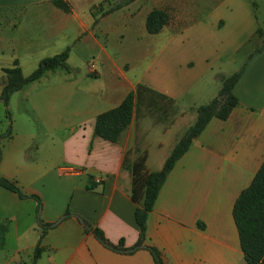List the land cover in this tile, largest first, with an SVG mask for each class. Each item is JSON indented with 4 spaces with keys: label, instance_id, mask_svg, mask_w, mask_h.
<instances>
[{
    "label": "crops",
    "instance_id": "crops-1",
    "mask_svg": "<svg viewBox=\"0 0 264 264\" xmlns=\"http://www.w3.org/2000/svg\"><path fill=\"white\" fill-rule=\"evenodd\" d=\"M53 1L0 0V92L4 69L16 62L24 77L68 47L80 62L69 55L68 70L45 72L30 83L33 93L23 87L7 108L0 102V122L21 98L26 121L32 113L41 128L37 136L11 133L1 144L0 177L38 196L41 207L38 212L35 199L0 187V264H155L145 248L131 251L139 241L131 167L145 156L146 171H160L195 123L197 108L242 67L233 89L237 106L227 120L211 119L175 164L148 215L143 245L157 249L164 264H247L232 210L264 161V48L257 52L264 0H135L96 24L98 5L105 11L125 0H64L69 13ZM153 10L169 21L152 35L145 24ZM113 36L135 41L129 53L143 58L142 67L133 71L129 57L122 64L112 57L107 47ZM87 55L109 65L107 81L99 83ZM43 82L47 87L40 89ZM129 93L132 119L119 141L94 136L96 117ZM90 173L101 180L94 189L88 188ZM39 220L50 226L44 234ZM83 222L117 250L86 232Z\"/></svg>",
    "mask_w": 264,
    "mask_h": 264
},
{
    "label": "trees",
    "instance_id": "trees-1",
    "mask_svg": "<svg viewBox=\"0 0 264 264\" xmlns=\"http://www.w3.org/2000/svg\"><path fill=\"white\" fill-rule=\"evenodd\" d=\"M135 0H125L124 3L103 10L100 4L92 13L94 24L98 22L100 17L107 16ZM107 2V0L105 1ZM53 4L65 13L71 12L70 5L64 0H55ZM99 13V17L97 16ZM169 16L159 10H153L146 19V30L149 34H157L168 23ZM259 34V32H258ZM262 48L257 52H260ZM69 48L62 53L51 57L44 58L38 64L36 70L28 77L22 75L21 68L18 63H14L13 67L4 69L5 79L0 92V102L7 105L10 96L21 90L26 84L38 80L47 71H53L58 68L68 70L66 61L69 56ZM244 67L240 71L229 77L222 78V87L215 98L208 104L197 108V119L193 126L182 136L173 148L172 152L166 159L162 169L157 172H147L145 168V156H140L131 167L132 175V193L131 199L136 204L134 210V218L139 229V241L132 248L135 251L139 248H145L149 251L155 264H164L160 252L150 246L143 245L146 238V221L150 212H152L158 194L164 185L169 173L180 158L189 150L192 142L205 129L211 119L216 118L222 121L228 119L232 110L237 106L238 100L233 93L234 86L240 79ZM134 94L129 93L124 100L115 108L99 114L95 119L94 136L110 143H117L121 135L128 128L133 114ZM9 118V114H7ZM11 135L8 131L7 137ZM88 188L94 189L97 185L93 183L94 174L90 173ZM0 187L17 194L20 198H33L38 203V212L41 207V200L36 195L24 194L15 181H10L0 177ZM71 215L68 209L64 218ZM232 216L238 232L239 244L244 259L247 264H264V161L254 176L251 184L244 189L236 199ZM86 232H91L96 239L105 247L111 248L107 243L103 233L96 227L83 222ZM39 225L44 232L50 227L43 225L39 220ZM203 229L204 226L198 223ZM3 228H0V244H2ZM123 241H120V245ZM117 250L116 248H111ZM40 253L39 247H36L34 253V261Z\"/></svg>",
    "mask_w": 264,
    "mask_h": 264
},
{
    "label": "rangeland",
    "instance_id": "rangeland-1",
    "mask_svg": "<svg viewBox=\"0 0 264 264\" xmlns=\"http://www.w3.org/2000/svg\"><path fill=\"white\" fill-rule=\"evenodd\" d=\"M261 9L263 10V18H264V4L261 5ZM97 16L98 17L100 16L99 13H97ZM110 36H111V33H109V37ZM108 40H109V46L107 47V49L110 52V54H112V57L115 58V60L118 63H121L122 60H125L126 57L128 59V57H129L128 63L133 67V71L137 70L143 66V58L142 57H139V55H135V54L130 55V53H129V49H131V51L133 50V47L135 44L134 40L128 39L127 37H125V39H121L119 36L118 37L113 36L112 41L110 39H108ZM104 42H106V40H104ZM253 43H258V41H254ZM263 43H264V35L262 37V44ZM116 44L118 45V49L115 48V46H117ZM111 46H113V47L111 48ZM249 46H250V44H248V47ZM68 48L70 49L69 55H71V61L73 63L79 64L80 62L78 60L77 53L75 51H73V49H71V47H68ZM125 55H127V56H125ZM242 57H243V55L241 53L236 57V59L240 60V59H242ZM85 60H86V63H89V65H88L89 67L91 65H94L95 68L97 69V72L100 74V78H99L100 82L99 83H103V82L107 81V79L109 78V76H108L109 72H107V67H109V65L107 66L105 61H104V65H102L103 63L101 62V60H100V62L98 61V58L96 57V55H92V56L87 55ZM32 85H34V84H30V83L26 84L24 86L25 91H29V92L33 93L34 89H32V88L34 86H32ZM41 85H42V87L40 89H43L44 87L46 88L47 82H43V83H41ZM30 89H32V90H30ZM36 95H33L30 97V99H28V104L26 106L31 108L30 107L31 100ZM22 97H24V95ZM23 101L24 100H21V98H20L18 103L16 102V100H13L11 102L10 107L8 109H6L5 115L7 118V114H9V118H7V120L3 119V121L0 122V127H2L4 124L7 125V128L2 129V131H1L0 150L2 147L1 144H3V141L7 138V133L9 130H11V133H13V134L15 132H17L18 134L25 135L26 133L31 132L32 134H35V136H37L38 135L37 133H39V130H41V128H39V125L37 124V122L36 121L34 122V115L32 113L28 114L29 115V118H28L29 122L26 121V114L24 115ZM5 107L7 108V105H5ZM3 115H4V111L2 110V108H0V120L2 119ZM36 139L43 140L44 137L39 135L38 137H36Z\"/></svg>",
    "mask_w": 264,
    "mask_h": 264
},
{
    "label": "built area",
    "instance_id": "built-area-1",
    "mask_svg": "<svg viewBox=\"0 0 264 264\" xmlns=\"http://www.w3.org/2000/svg\"><path fill=\"white\" fill-rule=\"evenodd\" d=\"M93 183L96 184V185H100L101 184V180L99 178H96L95 175L93 177Z\"/></svg>",
    "mask_w": 264,
    "mask_h": 264
}]
</instances>
